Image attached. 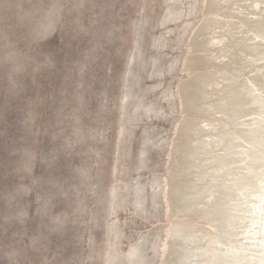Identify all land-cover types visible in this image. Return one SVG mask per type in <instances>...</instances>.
Returning a JSON list of instances; mask_svg holds the SVG:
<instances>
[{
  "label": "rangeland",
  "instance_id": "374dc122",
  "mask_svg": "<svg viewBox=\"0 0 264 264\" xmlns=\"http://www.w3.org/2000/svg\"><path fill=\"white\" fill-rule=\"evenodd\" d=\"M202 1L0 0V264H159Z\"/></svg>",
  "mask_w": 264,
  "mask_h": 264
},
{
  "label": "bare ground",
  "instance_id": "6f19581e",
  "mask_svg": "<svg viewBox=\"0 0 264 264\" xmlns=\"http://www.w3.org/2000/svg\"><path fill=\"white\" fill-rule=\"evenodd\" d=\"M180 71L159 264H264V0H203Z\"/></svg>",
  "mask_w": 264,
  "mask_h": 264
}]
</instances>
